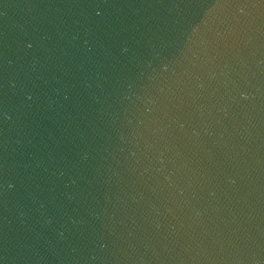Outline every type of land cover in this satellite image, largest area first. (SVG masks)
I'll use <instances>...</instances> for the list:
<instances>
[{
	"label": "water",
	"instance_id": "1",
	"mask_svg": "<svg viewBox=\"0 0 264 264\" xmlns=\"http://www.w3.org/2000/svg\"><path fill=\"white\" fill-rule=\"evenodd\" d=\"M0 264H264V0H0Z\"/></svg>",
	"mask_w": 264,
	"mask_h": 264
}]
</instances>
